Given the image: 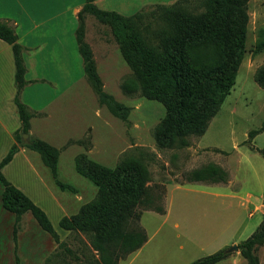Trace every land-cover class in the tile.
<instances>
[{"label":"rangeland","instance_id":"374dc122","mask_svg":"<svg viewBox=\"0 0 264 264\" xmlns=\"http://www.w3.org/2000/svg\"><path fill=\"white\" fill-rule=\"evenodd\" d=\"M177 1L197 14L206 11L203 0L95 3L132 15L142 8ZM247 14L246 53L235 84L206 132L201 136L189 134L186 146L160 145L157 134L162 130L165 106L139 90L127 93L122 89L133 71L111 27L85 14V40L92 48L104 90L130 107L128 120L115 116L99 102L81 71L82 80L50 106L49 116L34 122L40 135L29 131L24 140L44 138L59 148L56 175L40 153L26 145L4 172L46 210L60 241L43 230L29 212L16 222L15 214L2 205L0 182V264H101L91 237L59 225L62 216L78 212L97 196V186L76 171L75 159L82 153L109 167L138 158L149 168L148 197L168 213L162 215L141 206L140 218L129 221L128 229L142 228L150 238L134 264L147 255L154 256V264H190L219 249L227 251L235 243L239 245L256 230L264 216V158L258 150L264 148V130L253 139L249 133L264 122V87L256 80V71L264 66V51L254 52L258 30L264 27V0H249ZM159 25L154 22L144 32L152 37ZM77 70L75 67L76 78ZM212 164L220 168L214 175L210 173ZM198 175L204 179L196 180ZM57 181L72 185L76 191L61 188ZM227 252L228 259L217 264H248L240 249ZM256 253L264 264V244Z\"/></svg>","mask_w":264,"mask_h":264},{"label":"trees","instance_id":"16d2710c","mask_svg":"<svg viewBox=\"0 0 264 264\" xmlns=\"http://www.w3.org/2000/svg\"><path fill=\"white\" fill-rule=\"evenodd\" d=\"M248 1L203 0L206 7L203 14H197L177 1L171 5L155 4L151 9L142 8L132 15H125L103 9L95 0H85L78 13L76 40L84 73L99 102L115 116L128 120L130 107L104 90L92 48L85 40L87 13L111 27L121 54L133 71L132 76L123 82L122 89L127 93L139 90L145 97L158 100L165 106L162 130L157 134L160 145H189L187 136H201L206 132L235 84L246 53ZM154 22L160 25L149 37L144 30ZM0 38L12 46L17 88L14 102L21 120L20 129L13 135L14 143L0 160L2 205L15 214L16 222L24 213H31L43 230L60 241L47 212L3 172V168L26 145L39 152L43 162L56 175L60 150L43 138L33 137L28 143L23 139L22 134L29 133L31 118L35 114L21 99V92L28 83L25 46L20 43L15 29L2 20ZM263 51L264 27H261L254 52ZM256 80L264 87V66L256 71ZM263 130L264 122L261 128L250 131V139ZM258 150L264 158V148ZM75 168L97 186V196L83 204L78 212L62 216L59 225L65 230L81 231L91 237L93 247L100 253L101 264H119L148 241L144 229L130 230L127 227L130 220L140 218L138 208L144 206L159 213L165 212L162 206L148 197L149 168L138 158H129L109 167L85 153L76 157ZM219 170L216 164L210 167L213 175ZM203 179L204 176L198 175L196 180ZM57 182L63 189L76 191L70 184ZM263 244L264 216L256 230L238 247L248 264H260L256 250ZM227 256L225 249H219L190 264H215Z\"/></svg>","mask_w":264,"mask_h":264},{"label":"crops","instance_id":"0c3cea01","mask_svg":"<svg viewBox=\"0 0 264 264\" xmlns=\"http://www.w3.org/2000/svg\"><path fill=\"white\" fill-rule=\"evenodd\" d=\"M84 3L85 0H0V20L6 21L15 29L20 43L25 46L28 83L21 92V99L35 112L31 118L30 134L40 135L34 122L47 118L50 106L73 88L83 75V59L76 40V28L78 13ZM75 67L79 71L77 78L74 76ZM16 91L12 46L0 38V160L14 143V133L21 127L14 102ZM21 152L22 147L15 156ZM12 162L13 160L3 168V172ZM37 204L40 205L39 202ZM167 213L166 211L162 215ZM149 241L148 237L142 247L119 264H134ZM152 257L154 256L147 255L139 264H154ZM225 259L228 258L222 260Z\"/></svg>","mask_w":264,"mask_h":264},{"label":"water","instance_id":"95a60500","mask_svg":"<svg viewBox=\"0 0 264 264\" xmlns=\"http://www.w3.org/2000/svg\"><path fill=\"white\" fill-rule=\"evenodd\" d=\"M22 136H23V139H25V138H27L29 136V133H23ZM26 141L28 142L29 140H26ZM233 249H239V247H238V245L236 243L234 245H232L230 247V249H228L227 251H231Z\"/></svg>","mask_w":264,"mask_h":264}]
</instances>
